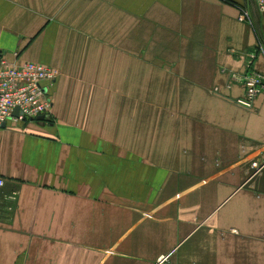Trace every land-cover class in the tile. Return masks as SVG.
<instances>
[{
    "label": "crops",
    "instance_id": "crops-1",
    "mask_svg": "<svg viewBox=\"0 0 264 264\" xmlns=\"http://www.w3.org/2000/svg\"><path fill=\"white\" fill-rule=\"evenodd\" d=\"M243 5L0 0V55L60 72L49 122L0 130V264H264V93L228 89L264 48Z\"/></svg>",
    "mask_w": 264,
    "mask_h": 264
},
{
    "label": "built area",
    "instance_id": "built-area-1",
    "mask_svg": "<svg viewBox=\"0 0 264 264\" xmlns=\"http://www.w3.org/2000/svg\"><path fill=\"white\" fill-rule=\"evenodd\" d=\"M230 4L237 2L240 16L239 21L252 23L249 11L244 7L246 0H219ZM257 11L264 13V0H252ZM264 53L262 45L259 51L248 55L246 71L242 74L231 75L228 89L233 85H240L244 89V96L236 102L238 105L252 109L254 101L264 93V75L252 68L253 61L258 54ZM60 72L52 67L33 62H11L0 55V130L7 123L19 125L25 123L24 117L36 121L37 118L50 117L53 100L50 95ZM19 110V116L14 113ZM258 170L260 165L254 163ZM5 187V180L0 178V191Z\"/></svg>",
    "mask_w": 264,
    "mask_h": 264
},
{
    "label": "water",
    "instance_id": "water-1",
    "mask_svg": "<svg viewBox=\"0 0 264 264\" xmlns=\"http://www.w3.org/2000/svg\"><path fill=\"white\" fill-rule=\"evenodd\" d=\"M14 116L15 117H18L19 116V110H16L15 111ZM50 119H51L50 117H43V116H41V117H39V118L36 119V122H43V123L44 122H49ZM24 121L25 122H30V121H33V120H30L28 117L25 116L24 117Z\"/></svg>",
    "mask_w": 264,
    "mask_h": 264
},
{
    "label": "trees",
    "instance_id": "trees-1",
    "mask_svg": "<svg viewBox=\"0 0 264 264\" xmlns=\"http://www.w3.org/2000/svg\"><path fill=\"white\" fill-rule=\"evenodd\" d=\"M230 4L235 5V6H240L239 3L237 2H231Z\"/></svg>",
    "mask_w": 264,
    "mask_h": 264
}]
</instances>
